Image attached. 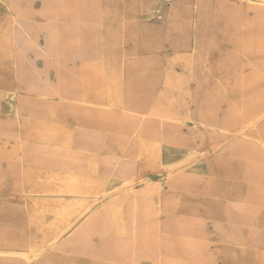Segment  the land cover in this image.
Here are the masks:
<instances>
[{
  "label": "crops",
  "instance_id": "1",
  "mask_svg": "<svg viewBox=\"0 0 264 264\" xmlns=\"http://www.w3.org/2000/svg\"><path fill=\"white\" fill-rule=\"evenodd\" d=\"M95 1H98V9L95 14L101 17L95 29V35L99 38L98 43H104L108 52L115 53L117 56L115 57L118 58L114 63L110 59L115 60V57L109 56L106 66L100 62V67L105 70L98 73L100 80L103 81V85L97 88L100 101L85 100L91 89L83 86L84 81L92 78L78 72L75 79L81 84L79 100L70 99L61 102L56 97H43L39 93L21 90L22 98L17 99V104L20 108L31 109V115L28 118H23L17 114V109H15L16 118L2 117V120L6 122L15 123L19 138L25 145H28L27 152L20 157L21 175L34 177L52 174L62 176L77 183H69L70 187L73 186V189L69 188V190L76 191L86 190L87 183H94L92 191H103V186L115 187L119 185L122 179L117 174L120 164V161H117L118 156L124 158V168L132 175V172L136 170L140 174L145 163L149 164L159 159L162 150L166 147L170 149L183 148L152 137L149 132V135L135 133V128L142 129L143 132L146 127L150 129L151 122L146 121L143 117L132 116L131 122L128 123L123 120L119 125L120 131L112 116L113 109H108L109 107L104 106L103 103H110L114 105L112 108L117 110L130 104V110L133 111L132 107L139 106V103L142 102V112L149 111L150 92L152 90L160 92L168 71H174L176 78H188L187 86L191 90V94L185 98L187 104L192 109H203L204 101L208 98L210 100L220 99V80L230 82L255 74L254 71L244 72L246 64L249 62L248 59L238 54L237 43L225 37L224 33L244 32L253 26L264 31V7L251 8L249 3H244L241 0H195L193 5L191 0H173L174 2L170 1L167 7L155 15H152L150 9L158 0ZM200 1H205L207 6L205 9L201 8ZM253 1L256 4H262L256 0ZM35 18L44 21L40 14H36ZM175 30L189 32V38L186 41H180L179 36L177 38V36L167 35V31ZM215 32H217L216 36ZM172 43H186V46L177 47ZM124 53L130 59L128 77L124 73V62H122ZM188 54L191 61L190 70L179 64L180 61L185 60V56ZM31 61L37 64L39 73L42 74L40 77H44L46 74L42 70L45 62L36 60L34 57L31 58ZM232 62L238 64L242 71L234 72L231 66ZM220 64L227 67L222 73L219 71ZM115 65L121 71L115 72ZM140 70L142 71L140 72ZM50 77L54 78L53 71H50ZM15 78L14 73L11 79ZM139 87L142 88L140 94L137 93ZM223 88L225 98L222 100V110H226L230 106H237L240 111L243 105L241 99L243 93L240 88L228 84ZM262 90L255 94L264 95V89ZM8 91L6 90L3 94L4 101ZM127 92L129 98H127ZM145 96L147 98L146 106ZM193 98H195V103ZM234 110L236 109L234 108ZM5 111H7L6 108ZM52 113L61 114L63 119H51ZM129 125L132 126L131 131L128 129ZM260 129L259 134L245 133L243 143L253 144L254 148L262 153L264 152V119L261 121ZM76 130L77 132H75ZM200 133L196 129L193 134L199 137ZM205 141L211 144L209 136H205ZM228 143L230 145L233 142L229 140ZM33 145L49 148L66 147L70 150L74 145H78V151L81 152L79 155L84 166L80 168L60 166L38 160L39 155L37 151H33ZM232 148L230 151L222 152L218 157L221 158L228 174L229 185L224 190V200L233 204V210H236L235 206H238L239 210L242 207L239 202L242 201L245 193L244 185L247 172L244 171L243 158L233 154ZM210 156L215 160L217 155ZM103 160L112 161L114 167L108 170L105 167L106 163L103 165ZM259 163L264 171V159ZM8 165V162H4L2 167L7 168ZM208 167V164L204 167L206 169L204 174L205 172L209 173ZM195 173L200 174L198 171ZM258 174L259 178H264L262 170L255 171L254 176L257 177ZM80 182H82L81 185ZM0 185H2V189L0 187L2 193L0 197L2 247L0 249L2 250H22L23 248L19 246L24 241H27L34 249H42L54 239L56 225L80 222L81 218L77 220V216H71L69 211L64 212L63 215L55 216L54 208L63 207V204L58 205L61 201L40 196L39 193L44 190L40 189L38 183H31L24 187L17 181L2 180ZM24 190L34 193V195L29 200L23 199L20 193ZM171 193L173 192L171 191ZM174 194L176 197H180L177 200H181V204L179 203L175 211L164 209L161 206L164 211L178 212L184 205L187 207V202L182 194ZM182 199H184L183 202ZM77 206L78 208L83 207L81 204ZM186 213L206 219L211 217L209 211L204 209L203 204L199 202H191ZM120 222L122 221L117 219L114 223L118 231L123 233L119 228ZM74 230L68 231L63 238L72 235ZM3 234L12 236L13 239L8 238V241H12L14 245H6L7 238ZM45 243L47 244L44 245ZM46 249L40 258L34 260L33 264H80L77 257V254L80 253L78 250L83 249L80 245L62 248L48 247ZM238 250L241 251V249ZM228 252L227 256L229 257L231 252L229 250ZM242 256L239 257L240 260H242ZM227 263L235 264L231 262V256Z\"/></svg>",
  "mask_w": 264,
  "mask_h": 264
},
{
  "label": "rangeland",
  "instance_id": "2",
  "mask_svg": "<svg viewBox=\"0 0 264 264\" xmlns=\"http://www.w3.org/2000/svg\"><path fill=\"white\" fill-rule=\"evenodd\" d=\"M170 1L174 2L173 0H165L163 8L167 7ZM241 1L249 3L251 8L261 7L260 4H256L253 0ZM190 2L193 5L195 0H191ZM256 2L264 4V0H256ZM24 4L25 5L21 4V6L19 3L15 2V0H11V6L13 8H11L10 13L9 9L4 5L2 0H0V132L18 137V128L15 123L2 120V117L4 116L8 119H14L17 117L14 111L15 109H7L5 101L3 100V94L6 90L13 89L19 93L21 90H27L39 93L43 97H56L61 102L70 99L79 100V87L81 84L75 79V75L78 72H81L80 70L84 63L87 64L89 62L96 64V62L100 60L101 62L103 61L106 66L107 56L110 55L113 58L116 56L115 53L108 52L104 43H98L99 38L95 35V29L101 19L99 15L95 14L98 9V1L25 0ZM159 5V0L152 5L150 9L152 15L162 11L163 8L161 10L157 9V6ZM200 6L202 9L207 7L205 1H200ZM20 11L21 13H19ZM36 14H40L44 21L37 20V18H35ZM12 18H17L20 22L26 21L28 25L34 27V30L30 32V36L33 39L32 42H20L22 31L17 28L20 27L21 23L15 22L12 24ZM70 22L71 25H69ZM11 27L12 30L10 31ZM73 27L74 29H77V32L73 30ZM232 33L237 34L239 31ZM76 34L78 35V38L77 40H74ZM214 34L216 36L217 32ZM167 35L177 36V38L179 36L180 41H186L189 38V32L185 30L167 31ZM231 40L236 43L235 39L232 38ZM172 44L177 47L186 46V43ZM126 55L127 54L124 53L123 57ZM32 57L36 60H43L45 62L44 69L42 70L43 73L46 74L44 77H40L42 74L39 73L40 70H38L37 64L31 61ZM116 57L114 58L115 60L117 59ZM114 63H116V61ZM179 64L181 65L180 62ZM50 71H53L54 78L50 77ZM14 73L16 78L13 80L11 78L14 76ZM8 81H10L11 84H7ZM86 81H84L83 86H87L88 81ZM164 85L160 92H154L153 90L150 92L149 111L142 112L141 101L139 106L135 105L132 107L134 108L133 111L130 110V104H127L121 110L112 108L114 105L110 103H105L103 105L109 107L108 109H113L112 116L120 131L121 127L119 125L123 120H126L128 123L131 122L132 116L143 117L146 121L151 122L150 129L149 127H146L143 132L142 129L135 128L134 132L140 135H147L149 132L150 136L156 137L162 141L165 125H181L180 121L166 120L163 118L166 111L171 109H168L171 105L164 108L163 106L156 104L158 96L161 95L164 89ZM177 93L181 104L188 109L192 117L186 119L181 127L185 130L191 129L193 133L196 129L201 132L199 137L194 134L195 151L199 149V152H190L187 147H183L182 149H170L166 147V149L162 150L159 159L152 161V163L144 164L140 174L137 170L132 172L136 173V178L134 180L132 179L133 174L130 175V172L124 168V158L118 156L117 161H120V164L117 174L121 177L122 181L115 187L103 186V191H92L91 189H93L92 185L94 183H87V186H85L86 190L76 191L71 190L73 189V186L70 187L69 183H77H73L72 180H68L62 176L52 174L34 177L31 175L22 176L20 157L24 153L19 154L16 151L2 153V156H0V172L2 171V180H9L10 182L17 181L18 184L24 185V187L31 183H38L40 189L44 190L39 193L41 194L40 196L61 201L58 205L63 204V207L58 206L54 208L53 214L55 216L63 215L65 214L64 212L69 211L71 216H77V220L78 218H81L79 223L56 225L57 230L54 239L48 243L49 245L47 247L42 248L41 254L47 250L46 248L54 247L56 242L67 241L71 236L75 235V230L79 226L85 224L87 221L89 222L97 213L102 212V210L110 209L111 205H114L118 201L129 198L134 192L143 193L148 198L155 197L157 193H160V198L156 201L157 203L160 201L157 204L160 208L157 209L156 206H154L152 208V214L157 215L154 219L159 220L161 222L160 225L163 226L165 220L169 219V215L167 214L168 211H164V209L167 208L170 211L177 210V206H179V203L181 204V200L178 201L177 199H180V197H176L174 193H181L182 197L187 202V207L184 205L183 208L178 211L176 220L181 223L184 222V224L187 225H201L202 229L207 231L211 237V240L208 241L209 247L215 248L218 243H223L225 245L222 248V257L217 260V264L227 263L230 256L231 262L235 264H257L254 256V249L251 246L247 247L237 243L236 232L234 231L233 225L253 226L257 228L255 235H263L264 205L239 202L240 207H242L238 210V206H235L236 210H233V204L228 200H224V197L215 198L210 196L204 198V196L187 190L174 189L170 187V182L173 179L178 180L182 174L191 171H198L201 175H204V170H206L204 167L207 166L206 162L212 163V169L220 182L221 179L218 168L214 162L216 159L214 160L210 155H217L216 158H219L218 156L222 152L227 151V147L243 141L245 139V133L259 134L261 130V121L264 119V104L261 103L260 99L257 100L251 108L252 112L250 115H248L243 109L240 111H233L229 108L226 110L219 109L217 110V113L221 117L215 121H207L202 119L203 114L210 112V107L206 104L207 100L204 101L205 107L203 109H192L185 100L186 96L191 94V90L190 93H188L177 89ZM127 98H129L128 95ZM209 99L210 98H208V100ZM146 101L147 98L145 96V106ZM96 102H98V100ZM193 102L195 103V98H193ZM5 108L7 111H5ZM224 113H232L234 115L244 114V118L222 119ZM50 118L53 120H60L63 119V116L58 113H52ZM212 124H217L222 128L228 129L223 138L217 144H213L212 141L211 144H208L205 141V136H209V129L211 128L209 126ZM128 129L131 131L132 126L129 125ZM75 132H77V130ZM229 140H232L233 142L230 145L228 143ZM35 147L40 149L45 148V150H47L46 152L50 153L53 157L64 156V159L66 160L84 164L79 155L81 152L78 151V145H74L71 150L66 147L49 148L39 145H35ZM44 155L47 154L44 153ZM48 156L51 157L50 155ZM49 160H53V158H50ZM4 162L9 163L7 168L2 167ZM104 163H106L105 167L108 170H111V168L114 167L112 161L106 162V160H103V165ZM205 174L207 173L205 172ZM79 184L81 185L82 182ZM0 187L2 189V185H0ZM219 187H221L220 184ZM69 188L71 189L69 190ZM171 191L173 193H171ZM1 195L2 193L0 191V197ZM20 195L23 199L29 200L34 193L24 190ZM184 199H182V202ZM191 202H199L207 205L211 209L212 213L209 211L211 217L206 219L187 214L186 212L189 210ZM78 204H81L83 207L78 208ZM161 206L164 209H162ZM239 212H248L252 217L238 216ZM1 214L2 206H0V218L2 219ZM119 228L123 231L122 222L119 223ZM72 229H75L72 235L63 238L64 235ZM3 235L7 238L6 245H14L12 241H8V238L13 239L12 236L8 234ZM240 236L246 238L244 234H241ZM92 238L98 240L99 235L93 234ZM253 238L255 237L251 236V239ZM46 244L47 243L44 245ZM30 246L31 245L27 241H24L19 246L23 248L22 250L0 249V252H2L0 255L2 263L8 257H15V264H23L22 260H24V255L29 253ZM0 247H2L1 227ZM238 249H241V254ZM228 250L231 252L229 257L227 256L229 253ZM137 251L140 254L136 259L139 258L140 262H137L136 260L135 262L126 260L119 264H152L149 246L145 245L142 248H137L136 252ZM41 256L42 255H39L35 260ZM241 256L242 260L239 259ZM33 262L34 260L30 264H33ZM112 263L118 264L117 262Z\"/></svg>",
  "mask_w": 264,
  "mask_h": 264
},
{
  "label": "bare ground",
  "instance_id": "3",
  "mask_svg": "<svg viewBox=\"0 0 264 264\" xmlns=\"http://www.w3.org/2000/svg\"><path fill=\"white\" fill-rule=\"evenodd\" d=\"M159 1L160 5L157 6V9L161 10L165 0ZM2 2L11 13V8H13L11 6V0H2ZM15 2L20 5H25V0H15ZM261 7H264V4H261ZM19 13H21V11ZM15 22L21 23L20 27L17 28L22 31L20 42H32L33 39L30 36V32L34 30V27L28 25L26 21L20 22L17 18H12V24ZM11 30L12 27L10 28V31ZM73 30L77 32V29H74V27ZM224 35L229 39H235L238 46L236 47L238 54L248 59L249 62L246 64L244 72L249 73L250 71H254L255 74L245 79H236L230 82L220 80V99H209L206 101V104L210 107V112L203 114L202 119L207 121H215L221 117L218 115L217 110L222 109V100L225 98L223 86H227V84L240 88V91L243 93L241 96L243 102L241 109L248 115L251 114V108L257 100L260 99L261 103L264 104V95L255 94L264 89V31L253 26L249 27V29L244 32L239 31L237 34L224 33ZM74 37V40H77L78 35L76 34ZM109 56H107V60H109ZM123 59L124 73L126 77H128L130 59L127 55L124 56ZM110 60L112 62L116 61L113 59ZM100 62L99 60L96 64L89 62L87 64L84 63L80 70L83 74L89 75L92 78L87 80L88 84L86 87L91 89V92L85 97L87 101H100L97 88L103 85V81L100 80L98 73L105 71L100 67ZM180 63L184 68L191 69L189 54L186 55L185 60L180 61ZM231 66L236 73L242 71V68L238 64H233L232 62ZM226 68L227 67L220 64L219 71L222 73ZM119 70L118 66L115 65L114 71L116 72ZM155 70L157 71V68ZM141 71L142 70H140V72ZM175 75L176 73L174 71H168L164 89L161 95L158 96L156 104L164 108L171 105L168 108L171 109L166 111L163 118L166 120L180 121L181 125H165L162 141L167 144L187 147L190 152L198 153L199 149L195 151V135L193 131L191 129L185 130L181 127L186 119L192 118L188 109L181 104L177 93V89L190 93V89L187 86V78H176ZM7 84H11V82L8 81ZM141 89V87L138 88V94L142 92ZM20 98H22V96H20L19 92L10 89L5 96L6 107L7 109H17V114L19 116L28 118L32 110L29 108H20L17 104V99L20 100ZM102 100L105 101L104 98ZM234 108L238 110L237 106L229 107V109L235 111ZM242 118H244V114L234 115L232 113H224L222 116V119ZM209 127H211L209 129V136L213 144L220 142L225 132L228 130L217 124H212ZM22 141L23 140L18 136H11L4 132H0V156L7 151H16L19 154L26 153L28 145L23 144ZM33 146V151H37L39 155L38 160L60 166L76 168L84 166V164L66 160L64 156L53 157L50 153L46 152L47 150H45V148L40 149L35 147V145ZM231 148L233 154L243 158L244 171L247 172L244 185L245 193L240 202L264 205V178H259V174L257 177L254 176L255 171L262 170V172H264L263 168L259 165V161L264 159V152L261 153L257 151L253 144L248 142L243 143V141L227 147V151H230ZM44 153L47 155H44ZM50 158H53V160H49ZM214 162L218 168L221 179L220 182L212 169V163L206 162L209 166L208 174L201 175L192 171L187 172L182 174L178 180L173 179L170 182V187L179 190H187L204 196V198L210 196L215 198L224 197V190L229 185L228 174L221 162V158H216ZM132 176L134 180L136 178V173H133ZM0 184H2V171L0 172ZM219 184L221 187H219ZM159 198L160 193H157L155 197L148 198L143 193L134 192L129 198L122 201L120 200L114 205H111L110 209H104L102 212L97 213L89 222L87 221L85 224L79 226L75 230V235L71 236L67 241L56 242L54 247L62 248L64 246L74 247L80 245L83 248L78 250L80 253L77 254L80 264H113L112 262H117L119 264L126 260L133 262L136 260L140 262L139 258L136 259L140 254L138 251L136 252V249L142 248L145 245L150 248L152 264H217V260L222 257V248L225 245L223 243H218L215 248L209 247L208 241L211 240V237L207 231H204L199 224L187 225L184 224V222L181 223L177 221L176 217L178 216V212H167L169 219L165 220L164 225L161 226V222L154 219L157 215L152 214V208L154 206H156L157 209L160 208V206L157 205L160 201L158 203L156 202ZM203 206L206 210L211 212V209L207 205L203 204ZM241 215L252 217L248 212H239L238 216ZM117 219L121 220L123 223V233L118 231L114 223ZM233 228L236 232L237 243L247 247L251 246L254 249L253 251L257 264H264V234L255 235L257 228L249 225H233ZM93 234L99 235V239H93ZM241 234H244L246 238L240 236ZM251 236L255 238L251 239ZM41 250V248L34 249L30 246V251L27 255H24L22 263L30 264L36 257L41 255ZM1 254L2 252H0V255ZM0 264H15V257H8L3 263L2 259H0Z\"/></svg>",
  "mask_w": 264,
  "mask_h": 264
}]
</instances>
